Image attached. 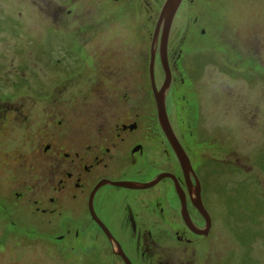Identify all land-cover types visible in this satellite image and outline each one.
Returning <instances> with one entry per match:
<instances>
[{
    "label": "flooded vegetation",
    "instance_id": "obj_1",
    "mask_svg": "<svg viewBox=\"0 0 264 264\" xmlns=\"http://www.w3.org/2000/svg\"><path fill=\"white\" fill-rule=\"evenodd\" d=\"M246 2L256 3L252 28L264 15V0H60L47 11V32L57 26L70 33L76 49L63 48L70 61L59 64L56 73L62 74L52 75L48 67L47 80L32 84L26 104L3 102L0 122L20 120L24 136L30 133L27 123L38 125L32 148L7 154L4 170L12 186L2 196L14 194L31 205L34 216H47L48 224L62 229L57 240L95 242L91 247L101 259H110L101 264H211L205 242L215 228L208 201L212 174L202 165L215 159L213 128L203 126L195 107L192 120L175 121L168 101L198 61L205 65L192 77L191 92L200 94L201 85L212 84L200 83L212 76L206 67L214 70L206 66V51L220 46L224 54L225 48L230 55L236 52L225 65L239 66L243 53L236 51L237 32L228 18L238 17L232 9ZM6 27L0 25V33ZM5 43L0 36L1 60ZM246 47L264 48V41L251 39ZM151 62L158 90L170 74L165 109L176 147L158 120ZM22 75L8 79L1 94L23 96L17 82ZM87 250L79 253L83 262Z\"/></svg>",
    "mask_w": 264,
    "mask_h": 264
},
{
    "label": "rangeland",
    "instance_id": "obj_2",
    "mask_svg": "<svg viewBox=\"0 0 264 264\" xmlns=\"http://www.w3.org/2000/svg\"><path fill=\"white\" fill-rule=\"evenodd\" d=\"M25 1L27 3L22 0L19 4L18 0H0V25L9 26L0 33L6 41L0 59L2 111L3 104H9L10 100H21L26 104L35 88L32 84L45 82L52 69L55 71L51 72L52 75L60 76L62 73H56L59 64L70 61L63 48L76 49L73 44L75 36L70 33H61L57 26L53 32H47V11L56 9L60 0ZM252 4L246 2L236 6L231 13L238 17L228 18L229 25L237 32L234 39L239 48L236 51L243 53L239 66H234L233 62L225 65L236 52L230 55L229 49L225 48L224 54L220 46L206 51V66L214 70L206 67L208 75L212 76L209 80L203 78L200 83L210 82L212 86L205 88L201 85L200 94L191 92L192 77L199 67L202 69L205 65L198 61L195 70L188 69V80L168 101L169 112L175 121L192 120L190 110L195 107L200 110L202 125L213 128L210 137L215 159L202 165L206 172L209 170L207 173L212 174L208 192L213 197L208 201L215 228L205 242L206 249L212 251L211 264H264V48L248 50L246 47L251 39L264 41V15L258 16L251 28L249 25L255 18L251 9L256 3ZM61 8L68 9L64 5ZM14 25L18 26L16 32L10 29ZM48 41L54 44L50 45ZM242 41L245 47L241 45ZM20 73L23 75L17 77V82L23 96L18 94L8 99L1 94L7 91L2 87H7V80ZM154 76L158 84L157 76ZM153 112L150 100V115ZM3 120L0 122L3 132L0 133V233L3 232L0 236V264L109 263V258L101 259L98 250L91 247L95 242L71 237L57 240L55 237L62 233V229L53 222L48 224L47 216H34L31 205L16 200L14 194L2 196L6 188L12 186L8 184L9 177L4 170L8 166L7 154L16 148L20 152L32 148L30 137L34 136L32 130L38 125L33 123L34 120L27 123L25 128L30 133L24 136L20 120ZM13 189L22 190L20 186H13ZM83 248L90 252L84 262L79 256Z\"/></svg>",
    "mask_w": 264,
    "mask_h": 264
},
{
    "label": "water",
    "instance_id": "obj_3",
    "mask_svg": "<svg viewBox=\"0 0 264 264\" xmlns=\"http://www.w3.org/2000/svg\"><path fill=\"white\" fill-rule=\"evenodd\" d=\"M149 75H150V84H151V88H152V93H153V97H154V101H155V105H156V109H157L158 120L163 124V128L165 130V133H166L168 139L173 144H175L176 140L173 137V134L171 132V128L168 124V117H167V113H166V109H165V95H166L167 88L171 82L170 74H169V72L166 73L163 85L159 90L156 88V85H155L152 62L150 64ZM175 147H176V144H175ZM177 153L179 156H181L180 148L177 149ZM198 209H199V211H201L202 214L204 213L203 209H201V208H198ZM203 216H204V219L206 222V226L207 227L210 226V218L207 215V213H205V215L203 214ZM200 233L201 232H197V234H200ZM127 264H129V263L127 262Z\"/></svg>",
    "mask_w": 264,
    "mask_h": 264
}]
</instances>
